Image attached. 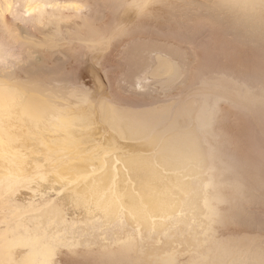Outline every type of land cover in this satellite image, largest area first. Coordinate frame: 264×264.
<instances>
[{
    "label": "bare ground",
    "instance_id": "6f19581e",
    "mask_svg": "<svg viewBox=\"0 0 264 264\" xmlns=\"http://www.w3.org/2000/svg\"><path fill=\"white\" fill-rule=\"evenodd\" d=\"M21 1L19 14H33L36 28L54 18L60 31L66 18L47 12L51 0ZM21 1L0 0V264H55L63 249L76 255L80 246L100 250L88 264H130L134 258L175 264L185 255L190 262L218 264L202 246L203 215L211 204L203 184L205 158L189 132L162 140L139 117L78 92L91 82L85 79L94 75L92 66L75 84L36 63L25 81L4 75L16 60L14 43L24 48L26 61L34 49L58 47L55 33L39 32L40 41L18 34L6 16ZM129 1L121 26L152 0ZM89 25L96 36L89 50L100 54L111 36L101 38Z\"/></svg>",
    "mask_w": 264,
    "mask_h": 264
},
{
    "label": "rangeland",
    "instance_id": "374dc122",
    "mask_svg": "<svg viewBox=\"0 0 264 264\" xmlns=\"http://www.w3.org/2000/svg\"><path fill=\"white\" fill-rule=\"evenodd\" d=\"M127 1L51 0L47 12L66 18L58 32L54 18L36 28L33 14H19V2V11L6 16L18 34L40 41L39 32L55 33L58 47L34 49L26 61L24 48L13 42L16 60L4 75L25 81L36 63L75 84L92 66L95 77L87 73L91 82L78 92L139 117L162 140L189 132L205 158L211 204L201 228L204 251L218 264H264V0H152L121 26ZM89 24L99 37L111 36L100 54L89 50L96 37ZM178 119L185 122L177 126ZM92 247L80 246L76 255L63 249L55 264H88L101 256ZM185 256L175 264H204Z\"/></svg>",
    "mask_w": 264,
    "mask_h": 264
}]
</instances>
